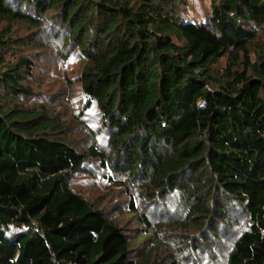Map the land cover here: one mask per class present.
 <instances>
[{
  "label": "trees",
  "instance_id": "trees-1",
  "mask_svg": "<svg viewBox=\"0 0 264 264\" xmlns=\"http://www.w3.org/2000/svg\"><path fill=\"white\" fill-rule=\"evenodd\" d=\"M209 2L195 22L188 0H0V264H179L139 258L131 234L72 189L88 159L144 206L178 194L181 220L207 241L241 215L226 264H264V0ZM49 26L82 57L108 150L79 152L48 109L25 105L34 64L20 50L46 49Z\"/></svg>",
  "mask_w": 264,
  "mask_h": 264
},
{
  "label": "rangeland",
  "instance_id": "rangeland-1",
  "mask_svg": "<svg viewBox=\"0 0 264 264\" xmlns=\"http://www.w3.org/2000/svg\"><path fill=\"white\" fill-rule=\"evenodd\" d=\"M209 14V0H188L183 7V16L191 21L202 22ZM14 28V36L27 37L26 28L18 25ZM52 28L47 27L40 35L47 44L46 49L30 45L20 50L29 55L34 64L27 75L31 94L25 98V105L48 109L53 119L64 125L70 144L79 152H84L91 144L108 150L109 134L103 128V117L95 101L88 105L78 81L82 57L76 50H63L62 32L53 35ZM33 36H37L36 33ZM261 36L264 40V34ZM226 57H221L214 65L219 73L226 64ZM126 182L94 159H88L70 179L73 190L103 209L123 232L131 234V246L139 258L153 250L152 259H176L179 264H226L230 243L247 227L244 217L237 215L229 232L223 230L214 235L216 240L207 241L203 231L187 228L181 220L183 207L178 194L166 195L163 200L149 201L144 206L139 190ZM130 201L135 204L137 213L132 212ZM142 216H147L150 224L143 222ZM199 244L201 247L195 250Z\"/></svg>",
  "mask_w": 264,
  "mask_h": 264
}]
</instances>
